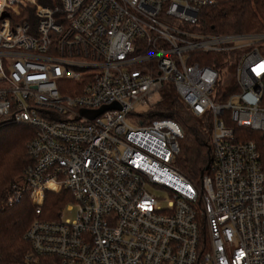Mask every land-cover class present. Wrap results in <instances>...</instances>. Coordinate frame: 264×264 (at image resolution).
Returning <instances> with one entry per match:
<instances>
[{
	"label": "built area",
	"instance_id": "obj_1",
	"mask_svg": "<svg viewBox=\"0 0 264 264\" xmlns=\"http://www.w3.org/2000/svg\"><path fill=\"white\" fill-rule=\"evenodd\" d=\"M213 3L0 0V119L33 130L5 200L33 207L23 264H264V33L196 30ZM169 94L208 118L198 182L179 125L147 114Z\"/></svg>",
	"mask_w": 264,
	"mask_h": 264
},
{
	"label": "trees",
	"instance_id": "obj_2",
	"mask_svg": "<svg viewBox=\"0 0 264 264\" xmlns=\"http://www.w3.org/2000/svg\"><path fill=\"white\" fill-rule=\"evenodd\" d=\"M194 28L208 33H264V0H214L212 5L199 9ZM202 63L216 67L209 60ZM147 114L149 117H169L179 125L182 137L178 140V154L173 165L187 178L198 182L205 173L203 167L211 162L208 118L193 116L172 94ZM32 136V128L0 119V264H23L30 254L29 244L23 238L25 229L35 217L28 195L23 194L11 206L5 205V200L10 185L17 182L31 164L27 143ZM70 198L67 190L45 193L38 217L55 219ZM33 260L29 264L50 262L43 257H34Z\"/></svg>",
	"mask_w": 264,
	"mask_h": 264
},
{
	"label": "rangeland",
	"instance_id": "obj_3",
	"mask_svg": "<svg viewBox=\"0 0 264 264\" xmlns=\"http://www.w3.org/2000/svg\"><path fill=\"white\" fill-rule=\"evenodd\" d=\"M133 124H137L136 122H133ZM158 197L164 198L163 193H158ZM164 202H160V205L163 206ZM74 216V208L72 207L71 210H67L65 207L62 210V217L64 219L72 220Z\"/></svg>",
	"mask_w": 264,
	"mask_h": 264
},
{
	"label": "water",
	"instance_id": "obj_4",
	"mask_svg": "<svg viewBox=\"0 0 264 264\" xmlns=\"http://www.w3.org/2000/svg\"><path fill=\"white\" fill-rule=\"evenodd\" d=\"M105 108H107V107H102V108H100L99 110H97L96 112H93V113L90 115V117H92V116H94V115L100 113V112H101L102 110H104ZM208 165H209V163H206L205 166L203 167L202 171H206L207 168H208Z\"/></svg>",
	"mask_w": 264,
	"mask_h": 264
}]
</instances>
